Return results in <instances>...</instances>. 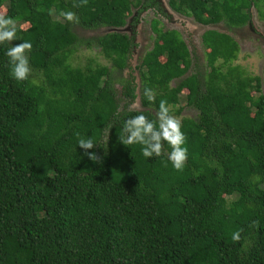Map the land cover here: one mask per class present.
<instances>
[{"label": "trees", "instance_id": "16d2710c", "mask_svg": "<svg viewBox=\"0 0 264 264\" xmlns=\"http://www.w3.org/2000/svg\"><path fill=\"white\" fill-rule=\"evenodd\" d=\"M167 1L202 26L242 28L261 0ZM0 9V264H264V88L233 64L230 35L205 31L206 70L185 77L192 52L153 26L143 107L178 115L187 90L197 112L164 135L148 111L129 109L133 79L122 80L119 109L108 68L68 61L93 42L122 71L130 38L88 41L72 28L123 26L128 0Z\"/></svg>", "mask_w": 264, "mask_h": 264}, {"label": "rangeland", "instance_id": "374dc122", "mask_svg": "<svg viewBox=\"0 0 264 264\" xmlns=\"http://www.w3.org/2000/svg\"><path fill=\"white\" fill-rule=\"evenodd\" d=\"M164 11L168 18L172 17L173 24L168 22L164 16H154L160 20V28L164 30H176L180 33L189 50L192 52L191 69L185 77L206 70V52L207 50L202 46L201 35L207 30H214L220 33L230 35L239 44L238 58L233 62L234 65H240L247 74L255 76L259 79L264 88V0L256 2L255 6L251 8V19L248 24L242 28H230L225 23H220L211 26H202L192 19L185 18L178 15L167 8L166 0H160ZM5 9H0V15H4ZM150 14L141 15L139 21V31L134 40L133 47L130 50L125 67L122 71L116 70L112 63L102 56L100 49L92 42L90 46L82 44L69 58V62L73 67H88L95 68L96 66H104L110 72V78L114 81V88L116 90V97L118 100L119 109L123 107L125 99L121 96V84L123 79H133L136 84V100L129 107L131 110L148 111L157 122L160 124L164 135H168L172 131V125L178 123L183 118H193L197 116L196 110L186 105L187 90H183L180 94L179 106L182 108L180 114L176 115L175 111L167 117L160 116L154 108H144L141 102L140 76L139 68L145 54L153 48L155 34L150 29ZM16 26V24L14 25ZM28 25H21L22 29H26ZM76 35L84 40H94L100 35L105 34L102 31L87 32L81 29H76ZM163 61L164 59L161 58ZM151 72L155 71V64L151 65ZM34 82L38 83L41 76L32 69L27 70ZM184 77V78H185ZM180 80H174L170 83L171 87H176L180 84Z\"/></svg>", "mask_w": 264, "mask_h": 264}, {"label": "flooded vegetation", "instance_id": "af4514ba", "mask_svg": "<svg viewBox=\"0 0 264 264\" xmlns=\"http://www.w3.org/2000/svg\"><path fill=\"white\" fill-rule=\"evenodd\" d=\"M108 1L112 2V0H108ZM128 2H129V9L125 12L126 18L124 19V25L123 26H120V27L102 26V27H99L97 29H86V28L74 25L72 28L73 29L72 32L77 34L75 32V28H76L78 30L81 29L82 31H87V32H94V31H102L103 30V32H105V34L100 35V36L113 34V33L121 34V35H124V36L130 38L131 48H132L133 44H134V40L137 37V32L139 31V21H141V15L148 14V13L151 16L150 17V29L152 32H153V26L154 25L156 26L157 29H160L163 32L172 31V29L171 30L161 29L160 28V21H159L160 19L156 18L154 16L155 14H157V16L164 15L168 19L169 23H171V24L174 23V21H172V19H171L172 17L168 18L167 13L164 11L160 0H128ZM166 6L168 9L173 11L170 8L167 0H166ZM173 12L176 13L175 11H173ZM176 14L181 15V16L188 18V19H192L194 22H196L195 19L191 16H185L181 13H176ZM63 15H64L63 12L60 15H58V20L62 21ZM174 31H176V30H174ZM204 33L205 32H203L202 35ZM153 34H154V32H153ZM202 35H201V43H202ZM202 46H203V44H202Z\"/></svg>", "mask_w": 264, "mask_h": 264}]
</instances>
